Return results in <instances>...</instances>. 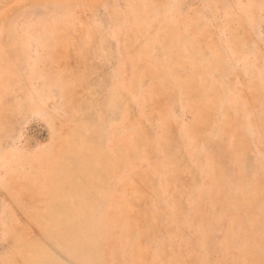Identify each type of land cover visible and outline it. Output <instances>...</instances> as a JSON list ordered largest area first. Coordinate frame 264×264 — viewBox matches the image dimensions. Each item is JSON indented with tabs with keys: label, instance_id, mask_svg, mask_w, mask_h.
<instances>
[{
	"label": "rangeland",
	"instance_id": "374dc122",
	"mask_svg": "<svg viewBox=\"0 0 264 264\" xmlns=\"http://www.w3.org/2000/svg\"><path fill=\"white\" fill-rule=\"evenodd\" d=\"M0 264H264V0H0Z\"/></svg>",
	"mask_w": 264,
	"mask_h": 264
}]
</instances>
